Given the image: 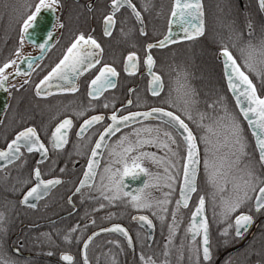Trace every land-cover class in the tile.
Masks as SVG:
<instances>
[{
    "label": "flooded vegetation",
    "instance_id": "obj_1",
    "mask_svg": "<svg viewBox=\"0 0 264 264\" xmlns=\"http://www.w3.org/2000/svg\"><path fill=\"white\" fill-rule=\"evenodd\" d=\"M37 2L38 0H4V8L8 13L3 14L2 12L0 15L2 17L19 16L24 19L29 12L26 5H34ZM61 2L63 6L58 7L55 12L42 9V11L48 10L47 12L53 16V18L50 17L52 25L49 31L53 35L52 37L47 36L49 40L52 38V43L45 55L35 63L29 75H18L7 82V102L0 117V150L6 148L7 142H10L17 132L25 127L34 126L41 140L49 148L48 158L39 165L42 178L59 177L62 183L53 187L47 196L34 201L37 207L33 209L20 204L19 201L23 193L35 182L32 172L36 167V162L41 160L40 153H28L26 149H22L21 160L6 165V168H0V213H3L4 216V219L0 221V248L5 250L9 256L18 259L20 264H83L81 256L83 240L101 228L120 224L128 230L133 238V251H130L120 236L112 233H100L89 244V264H138V254L151 257L157 260L158 264L165 260H167V264H264V211L256 212L250 202L230 217H224L220 208L221 193L209 182L208 175L204 170L203 156L205 158V152L200 137L203 130L206 129L198 126L197 112H206L212 116L214 111L218 114L219 108L214 109L207 106L206 102L202 101L201 93L194 96L196 103L192 106L193 120L188 121L185 116H182L189 123L194 135L197 136L200 150L199 171L196 180L197 190L193 192L186 207L180 205L177 209L176 205V201L179 199L182 175L171 190L164 186L163 181L159 186L148 189L154 200L165 198L170 200L166 206L167 213H163L164 221H161L158 215H154L153 210L135 209L124 200H117L110 204L100 196L98 191L92 188L85 187L81 193H75V187L83 178V172L86 170L90 149L94 146L98 133L107 123H110L108 117L113 110H119L117 114L123 115L127 111H146L151 107H165L181 114L180 100L178 99L181 94L177 92V81L180 80L182 83L183 77L168 73L175 62L173 57L176 58V55L180 54L181 48L199 40L204 33L192 40L181 39L184 36L183 28H178L175 29L173 43H168L163 48L154 47L150 50L155 61L152 71L162 77L164 85L160 94L153 96L151 91L152 76L144 63L145 53L149 51L146 49V45L159 41L168 33L172 0H132L137 10L141 12L143 26L147 34L141 35L139 21L135 18L132 10L125 5L115 13L116 24L110 37L103 35V16L111 10L110 0H61ZM201 3L203 5L204 29L205 19L209 17L214 35L217 36L219 31L224 30L225 44L237 57L238 62L242 63L237 48L244 41L251 39L254 43H258L264 37V9L260 8L258 0H208L206 7L204 0H201ZM145 4L148 5L147 8L144 7ZM61 23L63 27H60ZM249 23L254 29L251 36L248 35ZM21 27L18 37L15 39L16 48H20L21 52L17 55L15 50L11 55V59L17 60V65L23 58L37 56L42 50L25 40L21 44L20 37L24 35L21 33ZM81 32L92 35L102 45L101 64L77 79L79 90L76 93L53 91L50 96L38 97L34 88V102H31V105L27 104L25 98L21 96H24L26 92L19 90L22 84L23 87L26 85L23 82L30 81L32 73L37 68H45L43 75L41 78L39 77V82L59 62L75 36ZM237 33L243 34V41L237 40ZM130 51L137 52L139 57L137 71L131 75L123 70L125 58ZM159 57H161L160 62ZM216 59L220 63L223 75L221 51L217 54ZM103 63L112 64L117 68L120 73L116 78L117 86L114 89H108L99 99L92 100L87 95L88 83ZM8 70L13 72L14 68ZM164 71L165 73H162ZM248 74L256 86L258 95L264 97V80H261L255 73L249 72ZM11 85L16 87L13 88ZM225 87L228 97L226 105L229 111L239 114V109L226 84ZM129 89H133V91L130 92ZM170 90L171 99L177 100L176 107H173L170 102L163 103V101L170 100ZM13 95L19 97L17 102L12 99ZM213 95L217 96V93H213ZM129 99L133 101L132 105L127 104ZM90 101L91 106H89ZM105 102L108 103L107 108L103 107ZM215 103L210 102V105ZM11 104L17 106L13 112L9 111ZM122 104L124 108H121ZM81 110L84 112L83 116L77 114ZM96 114H104L105 121L94 125L83 137H77L76 133L80 130L79 126L83 120ZM66 117L73 120V126L68 131V143L63 149L53 150L50 143L51 132ZM240 119L244 126L248 156L255 161L258 158L255 138L242 115ZM162 123L148 121L122 128L120 133L109 138L107 144L113 143L121 134L131 132L132 128L142 125L156 126L162 125ZM204 123L207 124L209 121L205 120ZM176 135L177 139L182 141L179 134ZM181 149L186 151L183 143H181ZM145 150L157 153L160 157L165 155L164 149L155 146H145ZM101 154L99 171L102 172L109 157L104 148ZM143 163L153 173L164 175L162 164L156 165L150 160H145ZM256 167L258 172L264 174V169H260L259 164ZM61 168L64 169V172L60 171ZM96 179L99 180V176ZM136 183L137 180H131L127 184L128 189L135 190ZM169 192L171 194L165 197V194ZM201 195L205 198L204 214L208 223L211 255L209 261L203 259L202 230L196 235L195 241L192 240L193 233L187 231L192 213L196 210ZM69 196L72 197L71 203L68 200ZM101 203L105 205L104 208L99 207ZM174 210L178 227L169 242V224L173 222L172 212ZM240 212L252 215L253 222L246 230H243L241 237H237L234 218ZM136 214L147 215L152 220L154 231L151 243H148L146 239L147 233L132 221V217ZM77 226H79L77 231H69ZM66 235L70 237L67 241L64 239ZM112 241L119 243H112ZM145 243L148 250L144 253L142 248ZM121 244L124 245L126 252H122ZM166 244L167 247H165ZM136 245L140 250L137 253H135ZM193 247L200 249L199 260L192 252ZM16 248H19V253L14 251ZM165 252L168 253L167 257L164 255ZM63 253L72 255L74 260L72 262L64 261Z\"/></svg>",
    "mask_w": 264,
    "mask_h": 264
},
{
    "label": "snow or ice",
    "instance_id": "obj_2",
    "mask_svg": "<svg viewBox=\"0 0 264 264\" xmlns=\"http://www.w3.org/2000/svg\"><path fill=\"white\" fill-rule=\"evenodd\" d=\"M111 10L103 16V35L110 37L116 24L115 13L123 6H127L132 10L135 18L141 23L140 33L146 35L143 18L141 12L137 10L132 0H110ZM261 9H264V0H259ZM61 0H38L34 5H26L29 12L26 18L22 20L21 33H28L38 20L42 9H48L53 12L58 7H62ZM148 7L147 4L144 5ZM34 8V10H32ZM203 5L201 0H174L170 11V19L168 21V33L162 39L155 43H148L144 63L148 68L149 74L152 76V95L158 96L163 90L162 77L153 72L152 68L155 63L150 50L154 47L163 48L168 43H173V34L171 25L174 22L183 23L184 36L181 39L192 40L204 33ZM63 27V24H60ZM248 35L251 36L254 29L251 23L248 24ZM123 31V29H121ZM52 37V33H48ZM237 40L243 41V34L237 33ZM21 44L24 41V35L20 37ZM38 45L40 49H46L48 43ZM236 46L235 44L233 45ZM223 56V70L227 81V88L234 96L235 103L239 109V114L229 111L226 104L217 101L209 107L216 108L219 105L220 111H215L212 116L206 112H197L199 116L198 126L205 128L206 132L200 137L205 144V158L203 160L204 170L208 175V180L212 186L221 193L220 208L222 215L226 218L236 213L238 209L246 207L250 202L253 204L256 212L264 211V174L258 172L256 165L259 164L260 169H264V97L258 95L253 80L249 76V72L255 73L261 80H264V37L258 43H254L251 39L244 41L237 48L239 52L238 62L236 56L224 45L220 49ZM21 52L20 48L16 49L17 55ZM102 45L92 35H86L81 32L75 36L74 40L67 47L63 57L55 64L54 67L35 84V94L38 97H47L52 95L53 81H59L55 85L57 91L76 93L78 85L77 79L88 73L90 70L96 69L97 65L102 62ZM34 58H27L29 68H32ZM139 57L137 52H128L124 61V72L129 75L137 71ZM9 68H14L13 72H7ZM18 75H29L27 72H21L17 65L16 59H8L0 66V88L8 87L9 78ZM120 73L112 64L103 63L98 68L94 77L88 83L87 95L92 100L99 99L108 89H114L117 86L116 78ZM24 84L30 83L25 80ZM177 92L180 100L179 109L177 111L168 110L165 107H151L146 111H127L126 114L118 115L119 110H113L108 117L110 123H107L103 130L98 133V138L94 142V146L90 149V156L87 160L86 170L83 172V178L79 180V184L75 187V193H81L85 187L95 189L100 196L110 204L117 200H124L130 203L135 209L153 210L154 215H158L161 221L165 220L163 213H167L166 207L170 200L167 198L162 200H154L149 188L159 186L163 181L164 186L170 190L174 183L182 175V183L180 184V199L176 201L177 209L181 204L185 207L188 204L189 194L195 192L197 166L200 163L198 138L194 135L189 123L193 120L192 106L196 103L194 100V92L187 83L186 74H184L183 82L177 81ZM11 87H16L11 85ZM23 87V84L21 85ZM133 91V89H129ZM170 100L163 103H171L176 107L177 100L171 99V90L169 93ZM224 98L221 97V100ZM133 101L129 99L128 105H132ZM89 106H91V101ZM103 107L107 108L108 103L105 102ZM124 108V105H121ZM83 116L81 110L77 113ZM247 121V126L251 129L252 136L255 138V147L258 149V158L253 161L249 158L247 152V140L244 133V126L240 116ZM140 118H155L162 121V125H142L138 128H132L131 132L121 134L113 143L107 144L105 141L110 137L121 132L122 128H128L131 124L137 122ZM205 120L209 123L205 124ZM105 121L104 114L92 115L84 119L80 124V130L76 133L77 137H83L94 125ZM73 126L71 118H64L51 132L50 143L53 150L63 149L68 143V131ZM179 134L182 141L177 139ZM212 137H215L213 140ZM86 138V137H85ZM181 143L186 145V151L181 149ZM145 146H155L165 150V155L160 157L157 153L145 150ZM175 146V147H173ZM104 148L108 153V163L105 164L103 171H99L98 156L102 155L100 149ZM22 149H26L28 153L38 152L41 160L36 162L32 175L35 178L33 186L23 193L20 204L35 209L37 204L34 201L40 200L47 196L50 190L62 183L59 177L43 179L42 172L39 167L41 163L48 158L49 148L41 140L37 129L34 126L23 128L17 132L14 138L7 142L6 148L0 150V168H6V165L13 164L15 161L21 160L23 156ZM79 154V153H78ZM145 160H150L153 164L164 166V175L153 173L144 165ZM179 164V167H178ZM64 172V169H60ZM143 174L145 179L141 186L135 190H129L125 182L126 177L136 178ZM99 176V180H97ZM226 193V195H225ZM171 193H166L165 197ZM215 199V197H214ZM71 203L72 197H68ZM205 206L204 196L199 197V204L192 213L193 220L187 229L193 233L192 240H196L201 230L203 232V259L209 261L211 258L209 248L208 223L206 218L196 223V217L201 216ZM100 208L105 205L101 203ZM173 222L169 224V242L178 225L176 223V211L172 212ZM4 219L3 213H0V221ZM146 223L148 228L153 227V222L147 215L133 217ZM253 222V216L247 212H240L235 215V235L241 237L243 230H246ZM94 223V221H93ZM231 226V225H230ZM76 228L70 229V232L77 231ZM114 231L121 233L127 240L129 246L133 245V238L128 230L120 224H113L111 229L101 228L99 232H93L87 239L83 240V264H89L88 248L93 238L100 232ZM148 237H146L147 239ZM67 241L70 239L68 235L64 237ZM79 239V237H77ZM112 243H119L112 241ZM167 247V244L165 245ZM19 253V248L14 249ZM192 252L199 260L200 249L193 247ZM51 254V253H49ZM167 257L168 253H164ZM64 261L72 262L73 256L68 253L62 254ZM140 259L143 264H158V261L151 257H145L143 254ZM0 264H20L18 259L8 255V253L0 248ZM159 264H167V260L159 262Z\"/></svg>",
    "mask_w": 264,
    "mask_h": 264
},
{
    "label": "trees",
    "instance_id": "obj_3",
    "mask_svg": "<svg viewBox=\"0 0 264 264\" xmlns=\"http://www.w3.org/2000/svg\"><path fill=\"white\" fill-rule=\"evenodd\" d=\"M207 4L208 0H204L205 7ZM4 6V0H0V14H2V12L3 14L8 13ZM22 20L23 18H20L19 16L8 15L2 17V15H0V29H2L0 31V66L10 59L12 53L17 49L15 39L18 37ZM205 21L204 35L199 38V40L193 41L181 48L179 52L180 54L176 55V58L173 57L175 62L173 68H170L168 74H177L182 77L186 74L188 85L194 94H202V101H205L207 106L210 105V102L217 101L226 104L228 100L227 90L224 84L220 63L216 59L221 47L226 45V34L224 30H222L218 32L217 36H215L210 25L209 17H206ZM158 59L160 62L161 57ZM44 70L45 68H37L34 70L30 83L21 87L22 89H19L20 91L23 90L26 92L24 96H21L25 98L26 103L29 105H31V102H34L35 95L33 91L35 84H37L39 77L41 78V75H43ZM162 73H165V71ZM213 93H217V96H214ZM221 97L224 99L221 100ZM12 99L17 102L19 97L13 95ZM15 107L17 106L11 104L9 111L13 112ZM217 107L219 108V105H217ZM121 250L122 252H126L123 244H121ZM138 250L139 247L136 245L135 253H137ZM147 250L148 247L145 243L142 251L145 253ZM144 256L146 257V255ZM138 264H143V261L140 258L138 259Z\"/></svg>",
    "mask_w": 264,
    "mask_h": 264
},
{
    "label": "water",
    "instance_id": "obj_4",
    "mask_svg": "<svg viewBox=\"0 0 264 264\" xmlns=\"http://www.w3.org/2000/svg\"><path fill=\"white\" fill-rule=\"evenodd\" d=\"M172 2L174 3V0H172ZM258 3H259V0H258ZM47 11H48V10H47ZM47 11H41V13L39 14V17H38L37 23H36L31 29H29L28 33L24 34V40H25L27 43L31 44V45L38 46V45H39L40 43H42V42L45 43L46 41H50V42L48 43L47 48L41 50V53H40L39 55L34 56V57H31V58H34V59H33V63H32V68H33V66L35 65V63H36L38 60H40V59L45 55V53H46V51L48 50L50 44L52 43V38H50V40H49V38H48L47 36H48V33H49L50 28H51V25H52V19H51V18H53V16H52L49 12H47ZM50 17H51V18H50ZM202 19H203V17H202ZM45 21H46V22H45ZM139 24H140V26H141V23H140V22H139ZM183 27H184L183 23L178 22V18H177V22H174V23L171 25L173 37H174V35H175V29H178V28L180 29V28H183ZM45 39H46V40H45ZM27 58H29V57H25V58H23V59H22L21 61H19V63H18V66L20 67L22 73H23V72L30 73V71L32 70V68L30 69L29 66H28ZM222 58H223V56H222ZM222 69H223V60H222ZM147 70H148V68H147ZM25 76H27V75H25ZM223 76H224V70H223ZM15 77H17V76H15ZM15 77H14V78H15ZM14 78H11V77H10L8 81L13 80ZM8 81H7V82H8ZM224 81H225V84H226V86H227V81H226L225 76H224ZM52 83H53V88L51 89V91H52V92H53V91H57L55 85H56L57 83H60V82L54 80ZM227 89H228V88H227ZM228 91L230 92L231 96H232L233 99H234V96H233V94L231 93V91H230L229 89H228ZM234 101H235V99H234ZM6 102H7V87H6V88H0V117H1L2 112L4 111V108H5V106H6ZM109 120H110V119H109ZM148 121H158V120H156L155 118H148V119L140 118L137 122H135V123H133V124H137V123H141V122H148ZM110 122H111V121H110ZM158 122H162V121H158ZM133 124H131V125H133ZM250 130H251V129H250ZM181 139H182V137H181ZM108 140H109V139H107V140L105 141V143H107ZM185 148H186V145H185ZM102 149H103V148H101V149L99 150L100 153H101ZM99 157H100V156L97 157L98 160H99ZM198 171H199V164H198V166H197V175H198ZM131 180H137V183H136V186H135V189H136L137 187H139V186L142 185L143 180H144V176H143V174H141L140 176L136 177L135 179L132 178V177H126V178H125V182H126V184H128ZM196 180H197V178H196ZM181 183H182V178H181ZM181 183H180V184H181ZM192 194H193V192L189 194V200H190ZM179 199H180V189H179ZM189 200H188V203H189ZM181 205H182V207H185L183 204H181ZM187 205H188V204H187ZM140 215H144V214H136V215H134L133 217H138V216H140ZM133 217H132V221H133L134 223H136L141 229H143V230L147 233V237H148V238H147V241H148V243H151V240H152V237H153V231H154V228H153V227H152V228H148V226L146 225V223L141 222V221H139L138 219H137V220H134ZM204 218H205V214H204V210H203L202 215L196 217V223L198 224V223L200 222V220H201V219H204ZM149 219H150V218H149ZM192 220H193V217L191 216L190 224H191ZM107 228H108V229H111V226H109V227H107ZM98 232H99V231H98ZM100 233H112V234H115V235L120 236V237L125 241L126 245H127L128 248L130 249V251H133V245H132V246H129V245L127 244V240H126V238H125L121 233H117V232H114V231H107V232H100ZM100 233H99V234H100ZM203 246H204V245H203V238H202V245H201L202 253H203ZM81 256H82V259H83V247H82V250H81Z\"/></svg>",
    "mask_w": 264,
    "mask_h": 264
},
{
    "label": "rangeland",
    "instance_id": "obj_5",
    "mask_svg": "<svg viewBox=\"0 0 264 264\" xmlns=\"http://www.w3.org/2000/svg\"><path fill=\"white\" fill-rule=\"evenodd\" d=\"M7 72H9V70L7 69L6 70ZM219 109H218V113H219ZM206 130H203L202 132V136L205 134ZM212 139H215V137H212ZM202 146H203V149H205V144H204V141L202 140ZM205 152V151H204ZM203 159H204V156H203ZM141 257V254H138L137 258L139 259Z\"/></svg>",
    "mask_w": 264,
    "mask_h": 264
}]
</instances>
